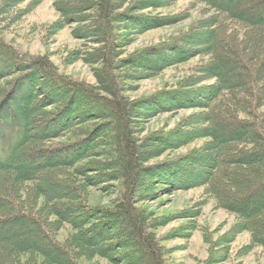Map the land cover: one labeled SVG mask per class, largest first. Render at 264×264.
I'll return each instance as SVG.
<instances>
[{
	"label": "trees",
	"instance_id": "obj_1",
	"mask_svg": "<svg viewBox=\"0 0 264 264\" xmlns=\"http://www.w3.org/2000/svg\"><path fill=\"white\" fill-rule=\"evenodd\" d=\"M42 1L0 0V264H171L155 234L164 218L144 203L197 186L234 216L231 234L249 233L264 254V0H194L207 6L196 31L147 53H127L131 36L171 22L138 13L181 0H56L45 30L73 26L89 46L69 57L93 67L94 84L6 40ZM191 39L208 58L203 75L171 93L128 97L126 82L189 61L182 44ZM186 109L199 110L201 128L143 135L148 113ZM184 161L204 170L177 184L172 167Z\"/></svg>",
	"mask_w": 264,
	"mask_h": 264
},
{
	"label": "rangeland",
	"instance_id": "obj_2",
	"mask_svg": "<svg viewBox=\"0 0 264 264\" xmlns=\"http://www.w3.org/2000/svg\"><path fill=\"white\" fill-rule=\"evenodd\" d=\"M55 1L43 0L31 8L30 13L13 28L6 40L13 39L15 45L22 51L49 55L51 62L58 68L61 75L94 84L93 67L85 64L80 57L74 62L69 57L72 51H86L89 46L82 45L85 43L71 36L73 26L66 27L53 36L45 30L47 25L58 18L53 7ZM21 6L23 7L24 4ZM205 8L207 9V6L201 2L181 0L166 3L160 9L139 12L138 15L159 18L164 22H171V25L132 35L129 46L126 47L127 53H147L174 39L182 38L188 32L196 31L195 24L201 18L200 15ZM194 39L182 44L184 50L189 49L191 52L189 61L164 67L165 69L155 73L150 79L126 82L131 88L127 93L128 97L138 100L156 96L159 93H171L177 90L178 83L182 80L201 76L202 73L199 71L208 58L196 55L195 51H199L200 47L193 44ZM191 82L194 83V81ZM213 82V80H206L196 87L209 86ZM191 86L194 85L187 88L193 89ZM261 110L264 111V107ZM198 113V109L174 110L160 114L152 112L141 119L140 127L144 129L143 135L174 131L180 127L183 128L184 124L199 129L204 122ZM204 141L203 139L194 141L178 149H172L170 146L171 149H163V155L150 161L149 164L185 156L188 151L200 147ZM203 170L204 168L198 163L184 161L172 167L171 172L174 174L172 179L177 184L185 180L197 181ZM151 185H154L153 181L147 186L151 187ZM147 189L148 187L142 190ZM144 204L157 217L164 218L165 224L159 227L155 234L160 239L161 246L168 251L167 256L171 264H264V254L261 249L249 247V233L242 232L233 236L231 230L236 225L234 216L216 207L215 202L205 196L203 187L162 191L156 194L153 201L149 200Z\"/></svg>",
	"mask_w": 264,
	"mask_h": 264
}]
</instances>
